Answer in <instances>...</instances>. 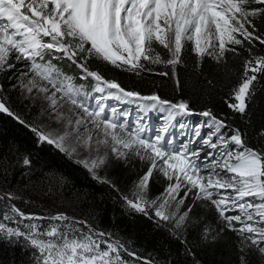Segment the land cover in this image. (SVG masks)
Returning a JSON list of instances; mask_svg holds the SVG:
<instances>
[{
	"label": "snow or ice",
	"instance_id": "6c2138e0",
	"mask_svg": "<svg viewBox=\"0 0 264 264\" xmlns=\"http://www.w3.org/2000/svg\"><path fill=\"white\" fill-rule=\"evenodd\" d=\"M256 18L264 22V0H0V72L14 67L9 63L13 56L28 61L26 66L33 73L28 91L35 88L45 94L49 115L60 128L53 135L27 125L3 102L0 113L30 127L39 142L54 145L70 157L78 148L99 153L103 147L117 158L131 152L141 160L151 161L138 191L133 193L135 199L121 194L127 207L145 216L153 208L159 220H171L176 228H183L191 207L182 214L179 209L195 189V199L210 202L224 222V229L240 239L238 251L246 253L254 247L264 255V148L249 147L239 129L210 110L199 113L207 119L192 130L195 141L177 147L170 129L183 131L186 125L177 118L195 114L186 101L140 95L107 79L99 70L101 64H107L140 75L147 64H162L170 67L175 76L176 66L183 63L187 52H194L201 60L208 55L221 60L227 52H236L235 46L246 48L253 41L264 45V36L256 35ZM249 52L251 58L245 60L242 82L235 90L236 103L228 105L241 114H247L248 101L255 91L250 86L258 80L257 74L264 75V56L252 54L251 49ZM54 60L75 66L79 79L90 78L92 91L100 95L86 92L84 85H78L76 78L63 72ZM108 99L139 103L146 111L158 108L166 113L165 122L149 136L147 125L133 128L120 122L117 109L105 103ZM65 104L69 106L67 111H61ZM202 128L210 131L202 132ZM260 135L264 136V132ZM191 143L201 147L191 148ZM107 156L105 151L96 159L78 162L94 179L110 184L97 172L106 164ZM153 169L175 181L167 186L158 206L155 199L145 195ZM182 188L186 189L184 196L177 200ZM15 199L10 191L0 192V233L23 237L37 251V264H130L123 253L134 260L142 259L120 239L87 221L63 213L52 217L29 215L11 203ZM172 201L176 202V213L167 212ZM229 212L238 214L228 215ZM25 220L29 222L24 224L26 232L4 223L20 225ZM44 220L59 223H40ZM239 259L240 264H247L244 256ZM142 264L152 262L143 260Z\"/></svg>",
	"mask_w": 264,
	"mask_h": 264
},
{
	"label": "trees",
	"instance_id": "16d2710c",
	"mask_svg": "<svg viewBox=\"0 0 264 264\" xmlns=\"http://www.w3.org/2000/svg\"><path fill=\"white\" fill-rule=\"evenodd\" d=\"M254 22L256 35L264 36V22L260 18ZM235 48L236 52H227L221 60L210 55L201 60L194 52H187L183 63L176 66L175 76L164 65H146L140 75L107 64H101L99 70L126 90L143 96L156 94L172 102L186 101L195 114L210 110L217 118L239 129L249 147L261 149L264 148V136L260 135L264 132V75L257 74L258 80L250 86L255 91L248 101L247 114L233 111L228 105L236 103L235 90L242 82L245 60L251 58L249 49L254 55L264 56V45L253 41L246 48ZM159 50L165 52L162 48ZM55 63L68 75L77 73L76 67L68 66L67 61ZM164 72L168 75L160 74ZM86 84L92 88L93 81L87 80ZM7 93L4 104L27 125L35 127L40 110L21 94ZM147 171L138 164L113 163L108 167L106 179L111 183H101L54 145L39 142L30 127L0 113V192L14 193L17 199L11 203L24 213L52 217L62 211L101 231L113 230L130 241L142 259L157 260L159 264H240L241 256L247 264H264L254 248L247 249V254L238 251L240 239L224 229L210 202L195 199L193 193L184 200L182 213L189 207L191 212L183 232L165 229L151 216L126 212L119 203L121 194H130ZM168 185L152 176L149 200H161ZM4 223L24 229V224L29 222ZM37 255L23 237L0 236V264H37Z\"/></svg>",
	"mask_w": 264,
	"mask_h": 264
},
{
	"label": "rangeland",
	"instance_id": "374dc122",
	"mask_svg": "<svg viewBox=\"0 0 264 264\" xmlns=\"http://www.w3.org/2000/svg\"><path fill=\"white\" fill-rule=\"evenodd\" d=\"M9 63L12 64V65H14V67L11 68V69H9L6 72H0V102H3V100L6 99L7 94H8L7 92H9V91H11V92H17V93L21 94V96L26 101L30 102V104L32 106H34L38 110H40V113H39V116L37 118L36 126L35 127L41 129L45 133H52L53 135H56L57 133L54 130L60 128V125L54 124L53 121H52V118L49 115V113L51 112V109L49 107V101L45 98V94L39 92L35 88H33V90L31 92L28 91V87L27 86L29 85V81H30V79L33 76V73L30 71V68L26 66V65L29 64V62L28 61H25L23 59L17 60L13 56V58H11L9 60ZM147 65H150V66H158V65H162V64H155V65H153V64H147ZM94 95L95 96H99L100 94L99 93H95ZM113 100H115V99H113ZM116 101L117 100H115L114 102H116ZM91 103H92V101H91ZM105 103L107 104L106 101H105ZM124 104L127 105L128 103H124ZM136 104L138 106H140L142 113L140 111H137L136 108H132ZM68 107L69 106L67 104H65L64 107L61 109V111H67ZM130 109H131V111H134L137 114L138 113L141 114L143 116V118H142L143 120L144 119H149L148 117H145V116L148 115V114H150L151 116L152 115H155L154 116L155 119H157V120L160 121V120H162L161 117L162 116L165 117L164 115L166 114V113L160 112L158 108H157V112H156V109L153 110V112H151L150 110L149 111L147 110V112H145L144 111L145 109L139 103H134V105L132 104V106H130ZM107 111L110 114L111 108L109 107L107 109ZM69 114H71V113H69ZM120 116H122L121 113H120ZM120 116L117 113L118 120L120 122H123L122 120H124L125 117L124 116L120 117ZM188 117L191 118V119L196 120L195 123L193 124V128L200 127L201 124L207 119V118H205V117H203L201 115H195V116L192 115L191 117L190 116H187L186 118H188ZM124 121H127L129 123V125L131 126V124H130V122L128 120L125 119ZM134 121H136V123H137V120H133V122ZM160 122H164V121H160ZM133 125H134V123H133ZM173 131H177L178 132V135L181 136V137L182 136L183 137H186V133H184V131H180V130H176V129H173ZM208 131H210V129L204 128V130H203V132H208ZM85 135H87V133H85ZM229 135H231V133H229ZM96 139L97 138L94 137V140H93L94 145H95V140ZM192 141H194V140H192ZM193 145H194V143H193ZM105 151L108 152V156H107V159H106V164L104 166H102L100 169L97 170L98 175H100L102 177V179H107L108 178L107 177L108 176V167L110 165H112L113 163H118V162L124 163V162H126L128 164H138L142 168H147L148 169L150 167L151 161H149V160H141L138 156L134 155L131 152H128V154H127L126 157L117 158L115 154L111 153L110 149H105L103 147L100 148V152L99 153H97L95 151L89 153L84 148H78L77 152L74 155H72L71 157L69 155L68 156L71 159H73L74 161H76L77 163H79L78 161H80V160L87 159V160L91 161L92 159H96L98 155H103V153ZM125 151H127V150H125ZM79 164H81L82 166H84L82 163H79ZM154 175L159 179V181H164V182H167L168 184H171V183H174L175 182L174 180L169 181L166 177H164L163 174L159 171V169H153L152 176H154ZM149 182H150V179H149ZM149 182H148L147 192L145 193L147 199H149V197H148ZM138 184L136 185L135 189L130 194H123V195L128 196L130 199H135V196L133 195V193L138 191V187H137ZM185 191H186V189L182 188L181 191H180V193H179V195L177 196L176 199L179 200L180 197L184 194ZM195 191L196 190L193 189V193ZM119 199H120V201H119L120 205L123 206V208L126 210V212H128V213L135 212L134 210H132L129 207H127V205L125 204V202L121 198V196H120ZM163 199H164V196H163V198L161 200H159V201L156 202L157 206L160 203L163 202ZM183 207H184V203H183V205L180 206V209H179L180 214H182ZM148 211H149V215L148 216H151V217L155 218L156 221L163 228H165V229L174 228V230H176V232H183L184 227L183 228H176L174 221H171V220L170 221H167V222L166 221H161V220H159L158 217H155V215H154V209L153 208H149ZM64 212H67V211H64ZM167 212L168 213H176V202L175 201H172L171 202V206L167 208ZM61 213H63V212L61 211ZM63 214H65V213H63ZM139 214H141V213H139ZM227 214L228 215H235V214H238V212H229ZM47 221L48 220H44V222H47ZM51 222L59 223V222H56V221H51ZM87 223L89 225H91L89 222H87ZM223 225H224V222H222V226ZM91 226H93V225H91ZM237 227H239V225H237ZM13 228H16V226H13ZM21 230L22 231H25V232L27 231V229H25V228L24 229H21ZM106 232L111 233L112 234V238H114V239L115 238L120 239L121 243H123L128 250L134 252L138 257H140L138 255L137 251H136V248L132 245V243L130 241H128V240L120 237L113 230H106ZM4 235H6V234L0 233V236H4ZM254 250L258 254V256L262 260H264V255H261L255 248H254ZM123 256H124V259H126L125 256H127V254L126 253H123ZM127 257H129V256H127ZM129 258L130 259H126V260H128L130 262V264H142L143 260H145V259H142V261H139V260H134L133 257H129ZM156 261H151V262H152V264H159V262L158 261L156 262Z\"/></svg>",
	"mask_w": 264,
	"mask_h": 264
},
{
	"label": "bare ground",
	"instance_id": "6f19581e",
	"mask_svg": "<svg viewBox=\"0 0 264 264\" xmlns=\"http://www.w3.org/2000/svg\"><path fill=\"white\" fill-rule=\"evenodd\" d=\"M113 104H114V106L121 105L119 107V109H120L119 110V116H120V113H121V115L124 116L125 119L128 120L131 125L134 123L133 120H137V122L140 123V124L147 125L148 126L147 135H149V136H151L154 133L156 128L162 126L164 124V122H165L166 114L164 115L165 117H162V120H160V121H164V122H160L159 120L155 119V117H154L155 115L151 116L150 114L145 116V117H148L149 119H144L143 120L142 119L143 116L141 114H139V113L137 114L134 111H131V109H130V106H132L131 103H128L126 105L123 102L116 101V102H113ZM132 108H136L137 111L141 112V108L137 104L134 107H132ZM122 116H120V117H122ZM181 119H183V121L191 120V125H190V128H187V129L185 128L183 130L184 133H186V137H183V136L181 137V136L178 135L177 131H173V129H170V131L173 133L172 139H174V142H175L177 147H180L181 144L188 143L190 140H194L195 141V139H194L195 137L191 133H192V130L194 129L193 128V124L195 123L196 120L191 119L189 117L188 118H186V117H178L177 118V120H181ZM187 124H188V122H187ZM176 130H179V129H176ZM190 147L191 148H195V149H199L201 147V145H199L198 143H194V145H193V143H191ZM208 151L211 152V149H208ZM201 155L203 156V152H201ZM202 174H206V171H205V173H202ZM220 191H221V193H223L224 190H220Z\"/></svg>",
	"mask_w": 264,
	"mask_h": 264
},
{
	"label": "water",
	"instance_id": "95a60500",
	"mask_svg": "<svg viewBox=\"0 0 264 264\" xmlns=\"http://www.w3.org/2000/svg\"><path fill=\"white\" fill-rule=\"evenodd\" d=\"M76 220H82V221H84L83 219H76ZM139 261H142V259H141V260H139Z\"/></svg>",
	"mask_w": 264,
	"mask_h": 264
}]
</instances>
